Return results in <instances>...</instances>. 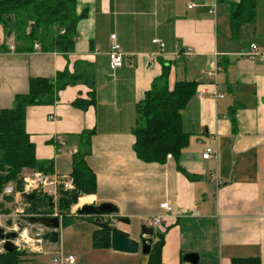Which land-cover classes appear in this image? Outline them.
Segmentation results:
<instances>
[{"label": "crops", "instance_id": "0c3cea01", "mask_svg": "<svg viewBox=\"0 0 264 264\" xmlns=\"http://www.w3.org/2000/svg\"><path fill=\"white\" fill-rule=\"evenodd\" d=\"M238 2L76 0V12L84 16L77 22L72 52L0 55V109L11 108L31 78L52 79L65 68L90 66L94 104L73 107L76 98L87 97L88 88L68 86L53 104L26 108L25 131L36 160L51 163L50 177L69 175L75 136L93 131L85 160L95 175L96 193L84 199L113 204L117 216L128 221L117 228L133 240H140L142 227L153 230L152 242L161 235L162 264H182L186 255H195V264H230L233 258L264 264V61L251 63L241 56L250 44L264 43V0H255L251 22L233 29L231 10ZM111 35L124 54L114 70L107 56ZM11 42L0 26V46ZM186 50L189 56L179 55ZM163 65L169 66L170 87L197 83L181 110L187 142L177 160L167 155L163 164L145 163L132 148L136 106ZM206 148L215 156L203 160ZM85 202L71 212L72 221H60L57 243H47L51 254L40 255L45 264H55L57 252L73 257V264L147 260L140 249L122 254L94 248L93 219L76 214ZM163 203L170 206L169 214L160 208ZM156 217H161L157 226Z\"/></svg>", "mask_w": 264, "mask_h": 264}, {"label": "trees", "instance_id": "16d2710c", "mask_svg": "<svg viewBox=\"0 0 264 264\" xmlns=\"http://www.w3.org/2000/svg\"><path fill=\"white\" fill-rule=\"evenodd\" d=\"M254 11L255 0H239L233 4V29L241 23L251 22ZM83 16L76 12V0H0V26L5 36L12 37L17 52H31L35 44L41 52H72L76 25ZM168 75L169 66L163 65L161 74L153 80L136 106L132 148L136 158L145 163L163 164L167 155L177 160L187 142V135L181 129V110L195 94L197 83L179 81L170 87ZM77 84L88 88L87 97L76 98L72 106L85 110L94 104V89L91 68L84 63L75 65L72 72L65 68L52 79L31 78L27 92L16 95L11 108L0 109V194L10 181L21 190V175L25 170L52 174L50 162H38L35 158L34 145L25 131V111L29 106L53 104L60 91ZM92 135L93 131H84L75 136L77 151L72 155L68 175L72 178L73 189L59 190L53 208L38 200L23 198L30 205V215L49 217L56 211L61 215L62 224L66 225L72 221L70 208L77 203L78 197L96 193L95 175L85 160L90 153ZM92 246L110 247L109 232L96 226ZM162 246L163 239L159 235L151 244L147 260L141 264H162ZM22 256L18 251L0 253V264H28ZM230 264L260 262L257 258H233Z\"/></svg>", "mask_w": 264, "mask_h": 264}, {"label": "built area", "instance_id": "2783aa9c", "mask_svg": "<svg viewBox=\"0 0 264 264\" xmlns=\"http://www.w3.org/2000/svg\"><path fill=\"white\" fill-rule=\"evenodd\" d=\"M191 7V5L189 6ZM115 35L110 36V47L107 53L109 60V68L114 70L119 68L123 64L124 54L121 52L119 45L115 41ZM152 43L158 45L160 49L163 48V44L158 40H153ZM34 50L39 49L38 45L33 46ZM15 45L14 42L6 45V48L3 49L0 46V55L4 52H14ZM191 54L190 50H186L185 52L179 53V55L189 56ZM242 57L250 61L251 63H255L257 61H264V43L262 45L250 44L248 48L241 54ZM218 69H216L217 71ZM214 97L221 98L218 94H213ZM215 156V151L211 148H206L202 154L201 158L203 160H208L211 157ZM170 157V155H168ZM23 188L21 191L16 192L15 188L12 186H5L2 194L6 195H15L18 198H22L23 194H40L41 196H50L53 198V202L56 200V196L59 190L69 191L73 189V181L70 176H48L41 172H31L23 179ZM23 199V198H22ZM160 208L165 211L166 214L171 212V208L167 203H163L160 205ZM20 213V212H19ZM18 211L15 212L14 218H7L5 215H0V228L3 229V233L13 232L16 234V238L11 242L18 249L21 247H26L31 253L37 255L48 256L50 255V251L47 249V241L41 238V228H39L38 232H33V227L28 232L25 228L22 227L21 222L23 218L26 216H20ZM264 213V207H263ZM49 217H57L59 221H61V215L57 212H53ZM22 217V219H21ZM11 221V226H6V221ZM154 225L161 224V217H156L153 219ZM30 233V234H29ZM5 241L0 240V253H5L3 250V244ZM52 263L55 264H73L74 259L71 256L64 257L59 252L55 253L52 258ZM187 264V263H184Z\"/></svg>", "mask_w": 264, "mask_h": 264}, {"label": "water", "instance_id": "95a60500", "mask_svg": "<svg viewBox=\"0 0 264 264\" xmlns=\"http://www.w3.org/2000/svg\"><path fill=\"white\" fill-rule=\"evenodd\" d=\"M22 198L26 200H38L48 207L53 208V198L50 196H37L36 194H23ZM76 214L82 217H91L93 224L97 227L103 228L109 232L110 249L114 252L122 254H136L140 249L141 253L148 255L151 249L152 238L154 236L153 230L148 227H142V237L139 241L130 238L129 234L117 228L118 223H128L127 220L117 216V209L110 203L96 204L92 201L90 204H83L78 209ZM106 219V220H105ZM23 221L33 227V232H38L41 228V238L50 244H55L58 241V229L60 221L57 217L47 216H26ZM6 226H11V221H6ZM16 238L13 232L3 233L0 228V240L5 241L3 250L5 253H12L17 251L12 244V240ZM184 263L195 264V255H186L183 258Z\"/></svg>", "mask_w": 264, "mask_h": 264}, {"label": "rangeland", "instance_id": "374dc122", "mask_svg": "<svg viewBox=\"0 0 264 264\" xmlns=\"http://www.w3.org/2000/svg\"><path fill=\"white\" fill-rule=\"evenodd\" d=\"M31 171L27 172V171H23L22 172V175H21V181H22V188H23V179L28 175L30 174ZM6 186H12L13 188H15L16 192H19L21 190H17V184L14 182V181H10L6 184ZM86 195H82V196H79L78 199H77V203L73 206H71L70 208V214H72L71 212H74L76 211V208L77 206L79 205V203L81 201H86V202H89L87 201V199H84ZM56 202V200L54 201ZM0 205H2V207L0 208L2 211H6L8 213H3L0 211V215H5L7 218H14V214L16 211H18V213L20 214V216H32V214L30 215V205L25 202V200H23L22 198H18L17 196L15 195H6L4 196L1 192L0 194ZM76 207V208H75ZM30 210V211H29ZM56 212V211H55ZM22 219V217H21ZM106 220V219H105ZM22 224V227L25 228L28 232L31 230L32 226L28 225L26 222H21ZM30 234V233H29ZM18 252L22 253V260L26 261V263L28 264H45V260L47 258L45 257H42L40 255H37V254H34V253H31L26 247H19L17 249Z\"/></svg>", "mask_w": 264, "mask_h": 264}, {"label": "bare ground", "instance_id": "6f19581e", "mask_svg": "<svg viewBox=\"0 0 264 264\" xmlns=\"http://www.w3.org/2000/svg\"><path fill=\"white\" fill-rule=\"evenodd\" d=\"M84 204H90V203L85 202Z\"/></svg>", "mask_w": 264, "mask_h": 264}]
</instances>
